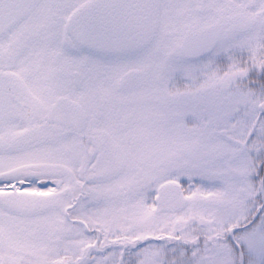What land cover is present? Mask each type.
<instances>
[{"label":"snow or ice","instance_id":"obj_1","mask_svg":"<svg viewBox=\"0 0 264 264\" xmlns=\"http://www.w3.org/2000/svg\"><path fill=\"white\" fill-rule=\"evenodd\" d=\"M0 264H264V0H0Z\"/></svg>","mask_w":264,"mask_h":264}]
</instances>
